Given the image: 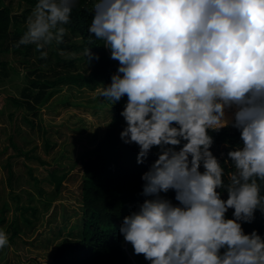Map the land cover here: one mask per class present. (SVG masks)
I'll return each mask as SVG.
<instances>
[{"label": "clouds", "instance_id": "1", "mask_svg": "<svg viewBox=\"0 0 264 264\" xmlns=\"http://www.w3.org/2000/svg\"><path fill=\"white\" fill-rule=\"evenodd\" d=\"M75 3L38 0L17 46L63 43ZM88 33L118 62L99 95L127 97L121 140L138 146V165L159 150L124 242L149 264H264V237L242 226L264 213V0H95ZM84 57L99 60L91 47ZM229 127L241 143L226 183L210 132Z\"/></svg>", "mask_w": 264, "mask_h": 264}, {"label": "rangeland", "instance_id": "2", "mask_svg": "<svg viewBox=\"0 0 264 264\" xmlns=\"http://www.w3.org/2000/svg\"><path fill=\"white\" fill-rule=\"evenodd\" d=\"M10 2L14 10L21 9L23 4L26 6L22 0ZM17 20L19 28H23L27 21L24 14L19 15ZM22 35L19 34L9 43L17 46ZM79 40L78 36L66 31L63 43L53 42L61 56L60 60L54 52L50 54L49 45L38 51L32 47L4 53L3 60L6 63L0 65V93H4L3 96L0 94V97H3L0 105V197L3 191L5 195L11 194L5 168L11 160L16 185L13 193L21 197L19 206L32 204L36 206L37 212L35 216L30 210L22 211L23 207L22 210L16 209L18 200L6 196L9 210L5 214V221L2 210L7 206H0V230L7 233L9 244L0 250V264H51L49 259L56 247L65 239H75L79 236L82 226L81 170L71 171L58 191L52 176L47 172L53 168H56L58 175L69 171L76 164L83 144H96L109 120L101 117L100 111L95 114L91 108L84 107L85 103L98 99L106 101L99 95L105 83L86 87L60 77L69 73L81 72L88 75L91 72L92 63H87L88 58L84 57V52L73 45ZM18 48L22 49L24 45H19ZM42 52L46 53V56L42 55ZM48 81H55V85H48ZM46 93H49L48 97L43 100L37 115L33 111L27 114L19 110L11 119L10 113H13L17 106L9 95L15 96L25 106L30 107L42 101L47 96ZM24 116H28L34 124L27 122ZM41 120L48 125L47 136L54 143L49 150L43 146ZM12 138L26 151L36 148V154L45 158L49 164L41 163L36 157L28 159L18 155ZM74 143L78 145L76 148L72 145ZM62 150L66 151L67 155L61 154L59 159V152ZM23 162L30 164L35 175L42 178L40 186L44 189L43 195L32 184L29 171ZM30 196L32 200L29 199ZM47 197L52 198V201L47 203ZM15 227L19 231H16ZM125 246L129 260L134 263L132 246L128 243H125Z\"/></svg>", "mask_w": 264, "mask_h": 264}, {"label": "trees", "instance_id": "3", "mask_svg": "<svg viewBox=\"0 0 264 264\" xmlns=\"http://www.w3.org/2000/svg\"><path fill=\"white\" fill-rule=\"evenodd\" d=\"M22 1H24L27 6L24 13V17L27 19L31 15L38 0ZM94 3L95 0H76L71 15V22L65 27L66 31L71 32L80 39L78 42L73 43L74 46L79 50L81 49L83 52L85 48L91 47L92 52L98 54L99 60H91L93 67L88 75L79 72L60 76L61 78L65 77L75 83H81L86 87H94L93 85H100L101 83L107 85L110 83L111 75L118 67V62L110 59V52L102 46L103 42L95 39L94 36H90L88 33ZM25 31L26 27H17V22L13 19L10 9L3 6L0 1V65L6 63V61L3 60V56L7 54L8 51L12 50L9 45L10 33L12 32L16 38L19 34H24ZM49 46L51 48L50 54L54 52L56 58L60 60L61 56L54 47V43ZM32 47L36 48L33 44L24 45L22 49H19L18 46L13 48L15 51H23L25 48L30 49ZM39 59H41V57H39ZM81 59L82 56L80 60ZM48 85H55V81H48ZM46 94L47 96H45L42 101L38 102L35 106L30 105V107L25 106L24 103L15 96L9 95L17 106L16 110L10 113L11 119L14 118L15 112L19 110L27 114L32 111L33 113H38L43 104V100L47 99L49 93ZM2 98L3 97H0V105L2 104ZM126 100L127 97L125 96L114 105L108 100L100 101L99 99L94 102L85 103L84 107L91 108L95 114L100 111L102 114L101 117L106 119L109 118L103 135L93 146L83 144L76 164L72 166L69 171L58 175L56 173V168L47 170L55 182L57 191L63 183H65L71 171L81 170L82 226L79 230V236L75 239L63 240L56 247L52 257L49 259L51 264H149L142 255H135L134 263L129 260L127 247L125 246L123 236L119 232V228L123 217L135 210L139 203H142L144 198L139 195L143 183L141 175L148 170V167L157 158L156 153L159 150L154 147L145 163L138 165V146L135 143L125 144L121 140L120 133L126 125L120 113L123 110ZM24 117L27 122L32 125L34 124L28 116ZM14 128L17 130V125H15ZM40 128L44 135L43 146L45 149L49 150L54 143L47 136L49 128L48 125L43 123V120L40 121ZM210 134L214 138L211 151L220 160L224 169V180L228 183L229 176L235 169L230 161L227 162L225 160H227V152L241 143L239 132L229 127L219 132H210ZM73 141H75L74 138ZM12 144L15 146L18 155H22L28 159L36 157L41 163L49 164L45 158L36 154V151H34L36 148L26 151L21 145L16 143L13 138ZM76 144L77 143H74L72 145L76 148L78 146ZM61 154L67 155L66 151L64 152L62 150L59 152V159ZM23 164H25L29 171L32 184L38 189L40 194L43 195L45 192L43 187L40 186L42 178L35 175L30 164L27 162H23ZM5 168L8 172L7 183L11 189V194L5 195V191L1 193L0 206L2 204L7 206L3 207L2 215L5 217L6 212L9 210V202L6 196H11V198L18 200L16 209L22 210L21 207H23L24 210L22 211L30 210L36 216V206L32 204L19 206L21 197L13 193L16 185L14 184L15 171L12 167L11 160L7 162ZM201 171H203V168H201ZM44 182L45 181H43V183ZM51 183L53 184V182ZM260 183L261 195L264 196V182ZM220 191L222 192V198L226 199L227 193L223 190ZM166 195L173 203H176L174 200V192L170 191ZM29 199L32 200V196H30ZM46 200L48 203L52 201V198L47 197ZM232 211L231 209L228 211V218H232ZM26 219L28 220L27 217ZM4 220L6 221V217ZM242 226L245 233H250L255 229L264 237V213H261L259 209L256 210L254 222L251 224L245 223ZM15 230L19 231L17 227H15Z\"/></svg>", "mask_w": 264, "mask_h": 264}, {"label": "crops", "instance_id": "4", "mask_svg": "<svg viewBox=\"0 0 264 264\" xmlns=\"http://www.w3.org/2000/svg\"><path fill=\"white\" fill-rule=\"evenodd\" d=\"M0 1H1V3H2L3 6L8 7V8L10 9L13 19L18 23V20H17V19H18V16H19V15H23L27 7L23 4L21 9H19V10H18V9H17V10H14L13 7H12V5H11V2H10L11 0H10V1L8 0L9 2L6 1V0H0ZM19 4H20V3H19ZM20 5H21V4H20ZM23 9H24V10H23ZM21 10H23V11H22V12H19V11H21ZM17 26H18V24H17ZM24 27H26V24H25V26H23V28H24ZM14 29H15V28H14ZM16 30H17V28H16ZM13 38H15V36H14V34L11 32V33H10V39H9V42H10V40L13 39ZM9 45H10V48L12 49V50H10V52H15V49L13 48V47H15V46H14L13 44H10V43H9ZM0 94L3 95L4 93L2 92V93H0Z\"/></svg>", "mask_w": 264, "mask_h": 264}]
</instances>
